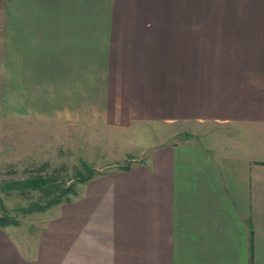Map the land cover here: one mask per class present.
<instances>
[{
	"label": "crops",
	"instance_id": "obj_1",
	"mask_svg": "<svg viewBox=\"0 0 264 264\" xmlns=\"http://www.w3.org/2000/svg\"><path fill=\"white\" fill-rule=\"evenodd\" d=\"M2 4L8 117L212 126L84 183L53 250L1 229L0 264H264V0Z\"/></svg>",
	"mask_w": 264,
	"mask_h": 264
},
{
	"label": "rangeland",
	"instance_id": "obj_2",
	"mask_svg": "<svg viewBox=\"0 0 264 264\" xmlns=\"http://www.w3.org/2000/svg\"><path fill=\"white\" fill-rule=\"evenodd\" d=\"M4 0H0V8ZM1 15V14H0ZM5 21H0V61H5L7 49ZM2 50V51H1ZM7 67L0 68V217L14 219L18 224L0 225L13 240L18 250H53L47 239L55 221L66 215L63 203L52 205L45 210L23 212L22 208L32 203L44 204L60 191H47L22 187L20 181L29 177L34 167L44 161L50 163L49 170L64 165L63 187L74 184L77 194H68L70 200L78 196V190L86 182H77L76 172L85 175L82 162L96 169L97 175L109 173L122 166L142 160L152 145L176 143L189 139L205 140L204 133L212 125L175 122L170 124L135 123L128 126H99L64 121L39 124L25 121L23 117H8ZM16 89L17 95H22ZM14 95V94H13ZM14 96H10V98ZM11 98V99H12ZM22 102V101H21ZM70 119V118H68ZM213 128V127H212ZM214 129V128H213ZM205 142V141H203ZM134 159V160H132ZM95 175V176H97ZM64 197V196H63Z\"/></svg>",
	"mask_w": 264,
	"mask_h": 264
},
{
	"label": "trees",
	"instance_id": "obj_3",
	"mask_svg": "<svg viewBox=\"0 0 264 264\" xmlns=\"http://www.w3.org/2000/svg\"><path fill=\"white\" fill-rule=\"evenodd\" d=\"M82 165L86 169L85 175L82 174L80 171H77L75 176L77 179V182H86L93 178L95 175L99 174L96 173V169L89 166L86 162H82ZM50 163L47 161H44L34 167V171L29 175V177L23 181H20L21 184H23L22 187L32 188L35 190H43L47 191V194L54 192L55 190L60 191L59 194L54 195V197L47 198V202L44 204L40 203H32L27 208H22L23 212H35V211H42L47 209L48 207L52 205H57L58 203H70L71 200L68 197V194H77V191L74 189V184L71 183L68 186L63 187V180L64 175L63 172L66 171V167L64 165H60L59 167L53 168L51 171L49 170ZM130 166H122L118 169L121 170H128ZM64 196V197H63ZM8 223H12L13 225L18 224L17 221L14 219L9 220H2V217H0V225L5 226Z\"/></svg>",
	"mask_w": 264,
	"mask_h": 264
}]
</instances>
